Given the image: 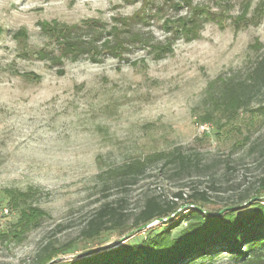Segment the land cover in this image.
<instances>
[{
    "label": "rangeland",
    "instance_id": "374dc122",
    "mask_svg": "<svg viewBox=\"0 0 264 264\" xmlns=\"http://www.w3.org/2000/svg\"><path fill=\"white\" fill-rule=\"evenodd\" d=\"M194 7L207 12L198 36L174 40L155 58V46L171 34L166 22ZM44 22L95 23L99 52L64 56ZM108 40L118 47L104 48ZM261 60L264 0H0V264H31L45 239L76 241L58 259L118 243L119 231L77 239L104 202L123 198L131 222L147 194L176 200L174 193L197 187L210 197L203 209L215 212L255 188L264 171V84L231 119L215 100L225 83L245 81ZM159 151L191 157L184 179L160 163L135 185L115 179L123 163ZM7 189L31 190L22 206L46 213L19 239L3 236L20 217ZM179 203L168 220L201 202ZM235 262L223 253L199 264Z\"/></svg>",
    "mask_w": 264,
    "mask_h": 264
},
{
    "label": "trees",
    "instance_id": "16d2710c",
    "mask_svg": "<svg viewBox=\"0 0 264 264\" xmlns=\"http://www.w3.org/2000/svg\"><path fill=\"white\" fill-rule=\"evenodd\" d=\"M205 12L202 8L194 7L189 16L168 20L166 28H169L171 34L164 43L155 46V58H162L169 53L172 50V42L178 38H196L200 30L199 17ZM42 25L57 41L64 56L77 58L82 54H97L100 50L97 40L102 33L97 30L95 23H87L85 27L59 25L57 22H44ZM126 32L138 41L149 43L144 34ZM116 42L104 41L102 46L116 49ZM263 84L264 60H261L245 81L237 85L225 83L221 95L215 100L217 111L229 119L233 118L249 107L252 95ZM203 120L208 119L205 117ZM262 158L264 164V154ZM155 163L161 164L162 171L174 166V178L179 179H184L183 173L192 168L189 155L159 151L123 163L115 179L124 186L135 185L149 171L150 165ZM5 193L12 207L19 208L20 217L12 230L3 236L20 238L46 213L38 207L22 206V202H26L30 196L31 190L7 189ZM174 196L176 200L147 194L131 222H128L126 214L122 211L123 198L118 199L116 204L104 202L94 210L81 228L77 239L89 242L105 232L119 231L122 237L126 233L136 231L123 241L103 249L97 247L94 251L85 250L71 259L58 257L73 251L76 241L69 240L60 244L52 239H45L35 251L31 264H199L204 260H213L223 253L233 256L235 264H264V171L256 181L255 188L248 186L243 189L234 202L215 211L217 213L224 209L220 214H211L213 211L203 209L202 204L210 202L206 190L196 187L189 195L180 190L174 193ZM179 200L192 205L201 203L196 208L180 213L175 219L159 221L178 211L181 207ZM155 221V226L161 224V230H156L154 225L145 227ZM143 226L145 228L142 230L147 233L146 236L133 241L142 232L138 229Z\"/></svg>",
    "mask_w": 264,
    "mask_h": 264
},
{
    "label": "water",
    "instance_id": "95a60500",
    "mask_svg": "<svg viewBox=\"0 0 264 264\" xmlns=\"http://www.w3.org/2000/svg\"><path fill=\"white\" fill-rule=\"evenodd\" d=\"M223 211H224V209L221 210L220 212H217V213H215V212H211V214H220V213H222ZM174 214H176V213H174ZM174 214H173V215H174ZM171 216H172V215H171ZM171 216H170V217H167V218H164V219H160L159 221H167L168 219L171 218ZM145 227H148V225L145 226ZM145 227H144V226H143V227H140L138 230H142V229H144ZM135 231H136V230H133V231L127 233V234L124 235L121 239H119L118 242H120V241L126 239L128 236H130V235H131L132 233H134ZM113 244H114V243H113ZM113 244H109V245L102 246V247H100L99 249H103V248L108 247V246H111V245H113ZM90 251H94V249H93V250H90ZM49 264H50V263H49Z\"/></svg>",
    "mask_w": 264,
    "mask_h": 264
}]
</instances>
